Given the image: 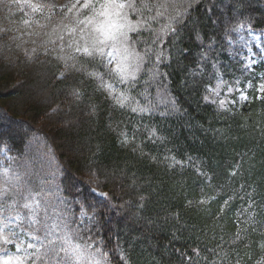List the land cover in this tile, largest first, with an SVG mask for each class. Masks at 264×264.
I'll return each mask as SVG.
<instances>
[{"label": "clouds", "instance_id": "1", "mask_svg": "<svg viewBox=\"0 0 264 264\" xmlns=\"http://www.w3.org/2000/svg\"><path fill=\"white\" fill-rule=\"evenodd\" d=\"M198 2L0 0V71L20 77L45 115L76 137L71 152L80 162L76 171L48 133L0 116V264H136L123 239L106 234L109 214L167 225L174 237L198 218L196 255L185 254V264H264V189L243 179L249 162L237 153L218 178L208 155L178 143L181 132L201 146L203 137L237 139L231 118L247 126L253 113L244 105L264 104L257 59L242 67L260 79L242 89L243 77L229 78L208 50L217 35L231 44L247 33L259 45L264 0H235L231 14L213 19L219 32L208 41L189 20ZM189 25L200 46L194 66L181 59L188 49L175 47ZM204 109L208 118L196 120ZM109 153L118 158L105 160ZM162 191V211L145 215Z\"/></svg>", "mask_w": 264, "mask_h": 264}, {"label": "trees", "instance_id": "2", "mask_svg": "<svg viewBox=\"0 0 264 264\" xmlns=\"http://www.w3.org/2000/svg\"><path fill=\"white\" fill-rule=\"evenodd\" d=\"M234 3L235 0H214V2L213 0H199L189 9V20L193 24L199 23L204 31L205 41H208L210 39L209 34L215 35L219 32L218 26L213 24V19L222 18L224 12L231 14ZM209 7L211 8L210 14ZM253 10L258 11V9ZM185 23L188 25V21ZM191 31L192 25H189L184 28L183 32L178 33L175 47L181 50L188 49V52L181 59L185 65L192 64L194 66L197 61L194 52L198 51L200 46L192 43L189 39ZM237 37L238 35L233 34L234 42ZM217 40L220 42L208 49L212 58L220 61V67L229 78L236 79L239 73L243 76L245 70L242 67L241 60L235 54L234 43L224 42L219 35H217ZM250 75L251 73L247 75V79H250ZM177 79H179V73H177ZM258 109L261 110L258 111ZM192 111L195 114L194 110ZM242 111L245 115L249 112H252L253 115L249 119L248 125L243 127V120L239 115L231 118L232 134L237 139L229 138L212 142L210 138L203 137L204 144L201 146L198 142L193 144L187 141V134L181 132L178 143H187V146L193 151H201L208 155L210 166L219 173L218 178H223L225 168L230 167L232 163L239 159L237 153H240L243 159L249 162L246 165L243 179L249 183L256 181L264 189V104L255 102L250 105L245 104ZM209 115V111L204 109L196 115V120L204 121ZM0 116L10 118L17 125L27 123L29 126H35L48 133L65 148L72 168L79 171L80 162L71 152L76 137L59 128L53 119L47 117L45 106L33 98L31 89L20 82V77H14L10 72L0 71ZM195 134L200 135L199 130H196ZM249 157H251L250 161ZM117 158L118 156L115 153H109L105 156V160ZM80 182L83 183V180ZM191 186L195 187V185ZM236 186H239L238 182ZM167 196L168 193L162 191L160 199L154 200L151 206L146 209L145 215L152 216L161 212L162 206L167 202ZM96 199L106 206L108 205V200L105 197L97 195ZM241 203L242 201L238 195L231 205L230 213L235 214ZM199 224H201V221L198 218L190 217L187 226L180 229L174 237L167 225L158 227L154 224L149 227L143 222H130L126 217L122 218L116 214H109L103 220L106 234L115 232L119 238L123 239L125 246L131 248L136 264H185V254L188 258L196 255L190 245L197 242L196 226ZM214 234L217 239L209 237L213 246L219 243L218 237L221 232L217 228L214 230ZM207 243L208 240H205V244ZM226 247L228 246L226 245ZM207 250V247L203 248V251L207 252ZM229 251H231V248H229ZM193 264H207V261L201 262L198 258L193 261Z\"/></svg>", "mask_w": 264, "mask_h": 264}, {"label": "rangeland", "instance_id": "3", "mask_svg": "<svg viewBox=\"0 0 264 264\" xmlns=\"http://www.w3.org/2000/svg\"><path fill=\"white\" fill-rule=\"evenodd\" d=\"M244 39V37H243ZM238 41L239 43H241V45L238 47V51L240 54L246 53L247 57L251 56L253 59H257L259 62L258 64L254 65L253 67L256 69V72H260V71H264V53L262 54H257V52L255 51L254 47H253V43L256 42L254 40H252L250 38V41ZM257 45V49L258 52L261 51V49H264V38H261L259 45L256 43ZM249 47L251 48V53L249 52ZM262 52V51H261ZM255 55H252V54ZM256 72H248V69L245 70V73L243 74V80L241 81V88H245L246 84L249 80L252 81L253 84L256 83L257 80L260 79V77L258 75H256ZM247 73V74H246ZM251 73L250 75V79H247V75ZM249 95H251V93H249ZM37 138H34V142L36 141ZM99 196L101 197H105L103 195V193L99 194Z\"/></svg>", "mask_w": 264, "mask_h": 264}]
</instances>
